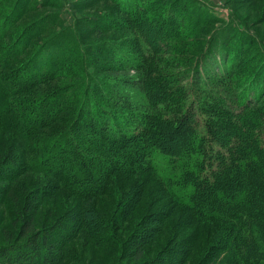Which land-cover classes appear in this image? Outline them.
Listing matches in <instances>:
<instances>
[{
  "label": "trees",
  "instance_id": "trees-1",
  "mask_svg": "<svg viewBox=\"0 0 264 264\" xmlns=\"http://www.w3.org/2000/svg\"><path fill=\"white\" fill-rule=\"evenodd\" d=\"M184 1L114 0L145 44L136 53L127 51L128 57L115 56L139 73L124 82L138 91L106 81L110 76L99 71L113 68L101 62L100 49L86 52L79 40L64 66L39 51L7 68L24 54L27 41L26 32L14 37L10 30L16 19H8L17 8L10 10L0 25V39L9 36L0 47V132L8 143L0 173L8 181L27 172L42 179L31 190L36 197H24L22 186L16 190L24 202L19 206L12 199L15 239L24 240L0 246V261L86 264L70 246L80 238L108 249L111 264H128V257L136 264H185L194 250V264H264V63L241 88L232 75L245 70L244 56L238 60L235 52L229 57L220 50L223 63L229 59L225 71L199 81L198 59L205 60L209 49L187 44L206 20L191 10L187 15ZM204 43L210 48L209 40ZM68 76L74 80L66 82ZM93 78L97 85L90 84ZM50 79L58 81L57 89L43 94L39 84ZM157 157L178 174L161 176ZM133 178L130 193L116 198ZM151 181L167 199L164 209L145 212L123 239L118 231ZM60 197L72 202L56 216L48 206L43 217L55 218L36 227L39 206L59 203ZM103 197L114 208L98 204ZM173 213L183 216L182 226L191 234L143 258L144 246L162 234Z\"/></svg>",
  "mask_w": 264,
  "mask_h": 264
},
{
  "label": "rangeland",
  "instance_id": "rangeland-1",
  "mask_svg": "<svg viewBox=\"0 0 264 264\" xmlns=\"http://www.w3.org/2000/svg\"><path fill=\"white\" fill-rule=\"evenodd\" d=\"M0 1V25L6 21V17L10 15V10L17 8L8 19L9 23L10 20L12 21V18L16 19L10 30L15 31L14 37L21 31L27 34V43H23V47L25 48L24 54L18 61L16 60L14 63L7 65V68L18 65L21 60L25 61L35 52L39 51H41L42 56H45V59L62 61L64 66L76 54V50L79 47L77 40H79L80 47L84 48L86 52L88 50L96 51L100 49L101 57L105 59V62H101L105 66L113 68L103 72L99 71L102 76H110L111 80L106 81H111L110 83L117 84V86L122 88H132L133 86L132 90L138 91L137 86L133 84L126 85L124 82L126 80H135L139 73L132 66H123L115 56L128 57L127 51L136 53L139 51V47L144 48L145 44L142 38L140 36L138 37L136 30L127 24L129 17L116 6L114 0ZM184 2V5L188 7L185 9L187 15L190 14L191 10L192 16L198 15L206 20L194 29L187 44L188 47L197 45L209 49L203 55L206 56L205 60H199L200 57L198 59L200 71L198 80L205 81L213 76L221 75L225 71V65L228 64L229 59L223 63L225 56L219 51L223 50L224 52L228 50L229 57L234 52V57H239L238 60H241L244 56L245 70L241 73L233 74L232 80L235 83L236 81H240L239 86L241 88L250 84L247 81L253 80L254 75H257L255 71L264 63V0H186ZM18 4L19 6H17ZM243 35H248L249 38L247 37L248 39L246 40L242 38ZM7 37L0 39V47L7 43ZM208 40L210 41V48L208 43H204V41ZM138 41L140 42L139 45L137 43ZM197 56L198 52L190 55L191 65L194 64L192 61ZM176 61L180 63L177 64L178 67L183 64V60L181 61L180 58L176 59ZM133 62L135 61L132 60L129 64ZM99 64L101 63L97 65L100 66ZM92 68L94 70V66L91 67V64H88L87 69L92 70ZM165 68L167 71L172 70V67L169 66H165ZM190 75H193V70H191ZM247 75H250L251 79L245 80L244 78ZM69 79L71 81L74 80V78L68 76L66 82ZM81 80H85V78ZM57 82L54 79H50L45 83H40L39 88L43 94L45 92L49 93L57 89ZM90 82V84H96L95 78L91 79ZM57 127L64 128V126L59 125ZM7 147L8 143L5 141V136L0 132V160H2ZM157 159L158 172L161 176L167 178L172 174H178L177 169L169 168V162L167 160L161 157H157ZM141 177L143 179L144 176ZM40 179H42V176L39 174L27 172L16 177L13 181H8L6 176L0 173V246L11 242H23L24 238L18 241L15 239L18 231V222L13 221L12 199L19 202V206H21L24 201L15 197V195L19 194L16 190H20V186H22L23 196L29 197L30 194H33L31 190L36 188ZM135 179L139 180L137 178ZM141 179L140 181H143ZM133 181L134 178L131 182L124 183L122 189L117 188L115 197L117 198L118 196L121 198L129 194L130 192L127 190L133 184ZM155 187V181H151L146 186L147 192L143 194L141 203L134 207L133 215L127 219L125 227L118 231V234L123 239L131 232L133 226L140 222L145 212L164 209L167 199L163 198L159 189ZM175 190L179 194L184 191V189L178 187H175ZM150 193L152 194L150 195ZM32 196L36 197L35 193ZM150 196L154 198L152 197V201H147V198L149 199ZM155 197L158 199H155ZM102 199L98 204H105L109 209L114 208L115 204L112 200H109V197H103ZM58 200L59 203L57 200H48L39 206L40 210L34 219V225L36 227L49 224L55 218L53 215L43 217L42 213L45 212L48 206H50L49 208H54L56 216L57 214H62L67 208V204L72 202V199L69 201V198H65L63 203L61 202V197ZM183 220V216L178 217V214L173 213L167 221L168 226L162 230V234L164 235L159 234L156 240L144 246L145 254L143 258H150L158 253L160 249L168 247L169 244L177 243L191 234L190 230L188 231L182 226ZM170 236H172V239ZM169 237L171 241L169 240L167 244L166 240ZM198 241L199 239L195 241L193 246L196 247ZM82 242L84 240L78 238L70 246L86 264H111V260L108 261V249H100L93 244H87V242H84L83 245ZM197 254L195 250L192 251L185 264H194L198 259ZM125 260H127L126 262L128 264L138 263V261L130 257ZM0 264L17 263H4L0 261ZM70 264H72V261ZM73 264L76 263L73 262Z\"/></svg>",
  "mask_w": 264,
  "mask_h": 264
}]
</instances>
